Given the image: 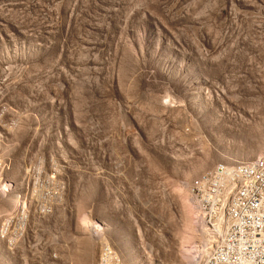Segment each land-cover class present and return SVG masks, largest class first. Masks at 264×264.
Masks as SVG:
<instances>
[{
	"label": "rangeland",
	"instance_id": "1",
	"mask_svg": "<svg viewBox=\"0 0 264 264\" xmlns=\"http://www.w3.org/2000/svg\"><path fill=\"white\" fill-rule=\"evenodd\" d=\"M261 155L264 0H0V228L54 204L0 264H195L188 184Z\"/></svg>",
	"mask_w": 264,
	"mask_h": 264
},
{
	"label": "built area",
	"instance_id": "2",
	"mask_svg": "<svg viewBox=\"0 0 264 264\" xmlns=\"http://www.w3.org/2000/svg\"><path fill=\"white\" fill-rule=\"evenodd\" d=\"M42 178L56 185L54 196L57 195L61 183L57 182L56 176ZM39 181L40 177H37L35 182ZM193 189L198 192L204 206V223L213 225L220 222L225 227V234L208 257L200 255L199 246L194 248L195 263L264 264V166L232 172L217 165L214 178L202 181ZM53 209V198L46 197L45 206H37L36 202L31 210H24L21 217L8 220L5 232L7 227H14V231H19V241L4 244L5 247L16 248L25 239L33 210L45 217L52 214ZM98 264L125 263L111 244H105L100 248Z\"/></svg>",
	"mask_w": 264,
	"mask_h": 264
},
{
	"label": "bare ground",
	"instance_id": "3",
	"mask_svg": "<svg viewBox=\"0 0 264 264\" xmlns=\"http://www.w3.org/2000/svg\"><path fill=\"white\" fill-rule=\"evenodd\" d=\"M262 166H264V155L262 157L258 158L257 160L252 161V162L236 163V164H231V165L230 164L220 165L219 168L227 169L228 171H232V172H242V170H251L252 168H258V167H262ZM215 168L209 170L208 172L203 174L201 177H199L195 181L188 184V189H189L190 194H191L192 203H193V206L195 208L194 209L195 215H196L195 220L198 223L199 230L202 232L201 236H202L203 242L205 243L204 247L199 252L200 255H202L203 257H208L209 254L213 251L215 245L221 240V238L225 234V227L220 222L213 224V225L204 223V206H202V203L199 200L198 192H195V190L193 188H196L197 185L201 184L202 181L207 180L208 178H214V169ZM6 185H4L0 189L1 196H6L10 191ZM24 210H28L26 202H24L23 204L20 203L19 209H17L15 212L8 215L3 221V224L0 228V238L4 242H6L7 244H13L16 241H19V231H14V227H7V231L5 232L6 223L8 222V220H14V217H21L24 214ZM91 227L96 229L99 227V225L98 224H92ZM99 229H100V227H99ZM102 230H103V228H102ZM105 244H107V243L101 244V247ZM107 245H109V244H107ZM193 263H195V262H193ZM191 264H192V262H191Z\"/></svg>",
	"mask_w": 264,
	"mask_h": 264
}]
</instances>
